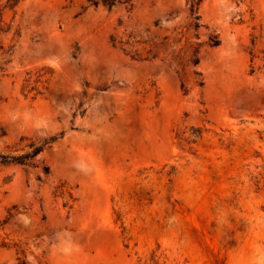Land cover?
Here are the masks:
<instances>
[{"label": "rangeland", "instance_id": "1", "mask_svg": "<svg viewBox=\"0 0 264 264\" xmlns=\"http://www.w3.org/2000/svg\"><path fill=\"white\" fill-rule=\"evenodd\" d=\"M97 1L0 0V264H264V0Z\"/></svg>", "mask_w": 264, "mask_h": 264}, {"label": "trees", "instance_id": "2", "mask_svg": "<svg viewBox=\"0 0 264 264\" xmlns=\"http://www.w3.org/2000/svg\"><path fill=\"white\" fill-rule=\"evenodd\" d=\"M90 2H93L94 4H98L97 0H89ZM103 4L109 8L114 7L117 3L120 4H130L132 0H103ZM203 2V0H191V6H190V12H191V17H194L196 22L200 21V16L198 15V8L200 4ZM1 17V14H0ZM195 27L199 28L200 25L199 23H195ZM219 45V41L215 40L213 41L212 47H216ZM194 64L197 65L199 64V59H194ZM199 133V131H198ZM56 141V138H52L50 142H45L42 146H35V144L31 145V148L33 149L32 152H29L27 154L21 155V156H11V155H3L0 154V165H21V166H34L32 161L39 155L41 154L46 146L51 143ZM50 172V169L48 167L44 168V173L48 175Z\"/></svg>", "mask_w": 264, "mask_h": 264}]
</instances>
